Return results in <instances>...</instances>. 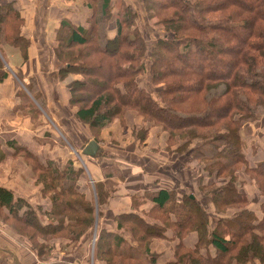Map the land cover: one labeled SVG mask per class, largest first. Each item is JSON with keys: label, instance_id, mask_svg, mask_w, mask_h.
I'll use <instances>...</instances> for the list:
<instances>
[{"label": "trees", "instance_id": "obj_1", "mask_svg": "<svg viewBox=\"0 0 264 264\" xmlns=\"http://www.w3.org/2000/svg\"><path fill=\"white\" fill-rule=\"evenodd\" d=\"M119 1L113 14V0H86L90 22L86 27L61 22L49 59L58 67L60 81L74 77L65 87L73 120L83 126L75 134L76 150L84 149L91 136L97 140L96 131L117 118L123 120L126 111L136 110L168 133L172 147L178 143L176 138L186 142L172 154L184 155L198 142L194 161L205 175L229 180L218 186L199 179L201 197L211 199L217 215L213 229L212 216L196 196H179L167 189L135 194L136 207L116 217V230H99L95 264H156L161 258L152 251L156 240L176 243L174 260L166 264H194L195 260L197 264H254L258 260L264 264V161L252 165L243 139L244 127L264 116V1L142 0L150 19L165 29L149 53L133 6ZM113 19L115 27H108ZM25 24L12 2L0 6V52L4 55L9 47L23 61L14 67V79L0 60V84L12 78L17 99L13 111L26 112L34 122L31 117L42 114L35 110L33 99L51 115L36 78H26L22 70L29 63L31 49V40L23 32ZM147 55L152 85H164L160 102L138 82L146 75ZM89 85L99 89L89 93ZM69 125L76 131L71 121ZM147 137L142 132L140 142L145 143ZM17 147L18 158L32 166L42 183L52 203L48 215L57 224L46 227L31 203L23 197L15 201L2 188L0 212L6 220L33 227L44 236L69 232L67 239L78 244L96 222L94 203L79 187L83 167L75 168L71 158L61 166L18 142ZM82 157L96 159L98 154L87 157L82 153ZM241 171L256 184L258 199L245 192L247 182H239L238 177ZM96 187L101 188L97 196L103 200L101 207L108 193L101 182ZM254 202L258 211L252 208ZM126 231L131 237L127 238ZM194 234L196 242L188 247L184 239Z\"/></svg>", "mask_w": 264, "mask_h": 264}, {"label": "crops", "instance_id": "obj_2", "mask_svg": "<svg viewBox=\"0 0 264 264\" xmlns=\"http://www.w3.org/2000/svg\"><path fill=\"white\" fill-rule=\"evenodd\" d=\"M136 1V0H126ZM12 2L14 8L21 12L26 24L23 28L24 35L31 40V49L29 51V63L23 66L24 75L27 78L35 77L38 88L42 90L44 102L47 104L50 115V121L64 133L60 132L59 137H63L65 142L76 150L78 139L75 136L77 128L83 127L80 123L73 120L74 110L69 106V93L65 88L66 82L58 81L57 76L52 77L48 72H51L52 66L56 68L54 62H49L52 57L54 48L57 46L55 39L58 33V28L63 21H70L76 26L86 27L91 20V10L88 8L86 0H36L34 4L27 3L26 0H0L1 5H7ZM5 58L10 62L9 73H12L11 48L6 47L4 50ZM55 72V70H52ZM50 75V77H49ZM9 78L5 83L0 84V188L10 191L14 195V200H20L23 197L20 189L19 161L17 142L26 146L29 150L35 151L40 156L41 149L37 145V139L46 140L45 134L51 131V128L45 126L41 130H34L35 123L23 113L15 114L13 111L17 105L14 83ZM59 90L58 95L51 96L48 94V89ZM25 89V87H24ZM53 97V100L51 99ZM55 104V108L51 104ZM43 114H46L43 112ZM31 120V121H30ZM76 127V131L70 128L69 122ZM55 131V130H54ZM59 131V129H58ZM57 132V131H56ZM21 133H26L21 134ZM94 140V138L91 137ZM243 139L245 140L244 153L249 157L252 165L262 163L264 161V117L260 120L248 123L243 129ZM92 141V140H91ZM99 144V142H98ZM100 146V144H99ZM120 147V146H119ZM36 148V149H35ZM104 149V148H103ZM38 150V151H36ZM101 150V149H100ZM113 152L118 153L119 150ZM128 153H121L114 156L112 161H106L103 164L102 170L96 169L97 173H107L109 177H114L110 183L109 178L103 174L99 175L98 181L104 184L107 190H111V186L117 190L118 194H130L132 197L142 195L144 193L170 190L176 191L179 196L187 193V186L193 181L199 188V177L195 171L198 164L191 159L185 162L182 155H177L171 158L162 153L158 157L148 156L141 158L133 153V148H130ZM66 154V157H64ZM70 157L68 152L64 151L61 160V165H65ZM44 160V159H43ZM173 164H175L173 166ZM28 166L23 163V168ZM93 168L95 169L94 163ZM190 168V170H189ZM111 171L115 172L112 173ZM180 171V173H179ZM175 177V178H174ZM190 178V180H186ZM192 177V179H191ZM109 183V184H108ZM245 186V192L251 194ZM255 186V183H254ZM191 197H197L194 191H191ZM142 193V194H140ZM26 195V194H25ZM29 195V194H28ZM27 196V195H26ZM258 196V195H257ZM28 197V196H27ZM24 198V197H23ZM25 199V198H24ZM26 200V199H25ZM31 200V199H30ZM200 203L212 216V226L217 221V215L214 212L210 198L200 197ZM255 204V202H254ZM257 210V206H256ZM258 211V210H257ZM128 212V211H126ZM122 213V212H121ZM114 217L109 220L107 226H103L106 230H116L117 224L113 221ZM172 237V233H168ZM188 247H193L196 242V235H189L184 239ZM152 245V251L160 253L161 258L156 264H166L174 259V242H157ZM162 243V244H161ZM165 243L171 245L170 248L165 247ZM166 248V249H165ZM11 247V238L5 232L0 231V252L8 253Z\"/></svg>", "mask_w": 264, "mask_h": 264}, {"label": "rangeland", "instance_id": "obj_3", "mask_svg": "<svg viewBox=\"0 0 264 264\" xmlns=\"http://www.w3.org/2000/svg\"><path fill=\"white\" fill-rule=\"evenodd\" d=\"M35 1L29 3L34 4ZM113 1L116 3L113 14L114 13L116 14L118 7L121 4V1L119 0H113ZM126 3L131 4L133 6L134 11L137 14V26L141 30L142 37L146 40V43L148 45V53H149L153 45L162 35L164 28L161 25H159L156 20L150 19L149 14L146 12L144 8V4L142 0L129 1V2L127 1ZM114 21L115 19H113L112 21H108V27L109 26H111L112 28L115 27ZM109 33L110 30L108 29V34ZM242 35H244V33H242ZM146 57H147L146 75L140 78L138 82L140 86H142L145 90H148L154 96V98L159 100L160 102L158 95L160 93V90L164 89V85L160 84V87H156L152 85V80H151L152 74L150 71V57L148 55ZM0 60L4 62L5 68L9 70L10 61L7 58H5V55L1 54V52H0ZM11 61H12V73L15 66L17 65L21 66V64H23L21 57L18 56V54L15 53L13 49H11ZM46 63L48 64L50 62H46ZM49 67L51 68V72H49L48 68H47V72L52 77L57 76L58 81H60V76L58 74V67L57 66L56 68H53L52 66ZM52 70H55V72H52ZM73 79L74 77L69 78L68 80L72 81ZM70 81L65 80L61 82H66L67 84ZM94 82L98 84L97 81ZM87 89L89 93H94L99 88L89 85ZM40 91L42 92V90ZM59 93L60 91L54 88L48 89V94L51 96L58 95ZM51 99L53 100V97H51ZM33 102L36 104L35 110L37 111V113L39 112L42 114L40 117L39 114L35 113L34 117H31L34 119L33 123H35L36 125L34 130H41L42 128L47 126L48 128H52L55 131H57L59 135L60 132L64 133V131H62L59 127L57 128L52 123L53 120L50 121V118L46 116L47 114H43L44 108L41 106V104H39L34 99ZM51 105L53 106V108H55V104L51 102L49 107H51ZM24 114L27 113L24 112ZM123 115H124L123 120L117 118L112 123L104 127V129H102L101 131L98 132L96 131L98 136L97 142H99L101 149L97 153L98 157L96 159H88L86 157H82V153L84 149L89 145V143H87L84 149L80 148L75 150L65 142L63 137L62 138L60 137L61 139L57 138L58 135L56 136V134L48 135L46 140L41 138L36 140L37 145L40 146V148L37 149L38 150L41 149L40 156L44 160L46 161L50 160L54 162L58 161L59 163H61V160H63L62 157L64 155V151L68 152L69 150L70 153L69 158L72 159L71 161L73 162L74 167L75 168L83 167L84 176L79 184V187L81 189L79 187L78 188L86 194L88 201L94 203V207H95L94 215L96 216V222L93 227V231L87 230L85 232V235L82 236L78 244H72L67 239L68 235L70 234L69 232H65V233L60 232L59 234H51L50 236L47 235L44 236V234H41L40 231H36L37 229L35 230L33 227L26 226L25 224L23 223L21 224L18 221H13L10 219L6 220L2 215V213L0 212V231L5 232L7 236L11 238V247H12V249L8 250V253L0 252V264H95L94 249L96 245L95 242L99 234V230L103 228V226H107L109 220L112 219L113 217H114L113 221L116 223L115 219L119 214H121V212H126V211L129 212L134 210L133 207H136L134 201L132 200V196L130 194L120 195L117 193V190H115L114 187L112 186H111L112 188L111 190H105L108 193V198L106 199V201L103 202L102 206L100 207L99 204L103 200L102 199L101 201L99 200L100 203L98 201L99 191L101 190V188L99 190L96 187V183L98 181L97 177L99 175L103 176V174H105L109 178V183L114 177L112 176L109 177V175H107V173H109L110 171L105 173H97L96 169L102 170L103 164L106 163V161L114 160L115 159L114 156L120 155L121 153H128L127 151L130 148H133L132 155L136 154L141 158L143 157L148 158V156L158 157L162 155V153H165L164 155L167 157L170 156L171 158H173L176 157L178 154H172L171 152H176L178 147L185 145L186 143L184 140H179L178 138H176V141H178V143L176 144L175 142L176 145L172 147V144L167 142L168 133L165 132L163 128L159 126H155L152 120H150L149 118H145L142 114H140L136 110L126 111ZM180 120L183 119L180 118L178 121ZM53 122L55 123V121ZM172 122L176 123L175 119H173ZM145 131L148 137L146 139V142L142 144L140 142V138L142 136V132ZM21 134L28 135L26 133H21ZM91 140L93 139H90V141ZM199 145L201 144H199L198 142L192 144L191 150H189L186 154L182 155L185 162L191 161V159H196L194 152H195V148H198ZM114 150H119V152L115 153L113 152ZM64 157H66V154ZM18 161H19L20 189L22 193H24L21 195L29 203L32 204V207L36 210L37 215L42 220L43 224H45L46 227H50L53 221H52V217L49 216L48 214L50 209L52 210V205H51L52 203H49L50 200L47 197H45L43 193V185L39 180H37L36 175L33 174L32 166L30 164L28 165V163L24 161L23 157H21V159ZM23 163H25V165H27L28 167L22 169ZM93 163L95 169L93 168ZM174 165L175 164H173V166ZM111 172L115 173L113 171ZM195 174L197 177L199 178L201 177L200 182L202 184L217 183L218 186H220V184H226L225 182L229 180V178L216 179V177L214 176L207 177V175H205V172L202 169V166H200V163L195 171ZM238 177H239V182H242V180H244V182H247L246 185L251 184V186L246 188L251 192L252 196L258 199L257 193H259V191L257 186H254V182H252V179H250L251 177L246 176L243 171L238 173ZM186 180H190V178L186 177ZM196 186L197 184L192 181L190 185L187 186L189 188L187 193L192 194L191 191H194L195 194H197V197L200 198L201 193L199 192V188L197 189ZM257 205L258 203L253 204L252 208L256 210ZM212 223L213 221L210 220L209 223L211 226L210 228L213 229L215 226L214 225L212 226ZM56 224H57L56 222H53V225ZM126 232H127L126 233L127 238L131 237L130 232L129 231ZM156 241L162 242L160 240H156ZM165 247L170 248L171 245L165 243ZM41 248L45 249L44 254L41 253L40 251ZM197 263L198 262L195 260L194 264ZM248 264H253V263H248ZM254 264H259V260L254 262Z\"/></svg>", "mask_w": 264, "mask_h": 264}, {"label": "water", "instance_id": "obj_4", "mask_svg": "<svg viewBox=\"0 0 264 264\" xmlns=\"http://www.w3.org/2000/svg\"><path fill=\"white\" fill-rule=\"evenodd\" d=\"M100 146L96 139L92 140L84 149L83 154L87 157H94L99 152ZM191 198H194L193 196Z\"/></svg>", "mask_w": 264, "mask_h": 264}, {"label": "built area", "instance_id": "obj_5", "mask_svg": "<svg viewBox=\"0 0 264 264\" xmlns=\"http://www.w3.org/2000/svg\"><path fill=\"white\" fill-rule=\"evenodd\" d=\"M27 1V3H31V2H34L35 0H26Z\"/></svg>", "mask_w": 264, "mask_h": 264}]
</instances>
